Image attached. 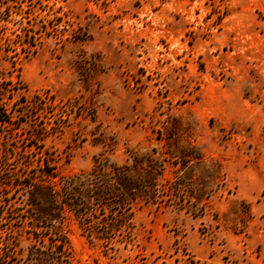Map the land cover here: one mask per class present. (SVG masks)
I'll list each match as a JSON object with an SVG mask.
<instances>
[{"label":"rangeland","instance_id":"374dc122","mask_svg":"<svg viewBox=\"0 0 264 264\" xmlns=\"http://www.w3.org/2000/svg\"><path fill=\"white\" fill-rule=\"evenodd\" d=\"M263 128L264 0H0L1 165L139 186L107 246L67 222L77 264H264Z\"/></svg>","mask_w":264,"mask_h":264},{"label":"trees","instance_id":"16d2710c","mask_svg":"<svg viewBox=\"0 0 264 264\" xmlns=\"http://www.w3.org/2000/svg\"><path fill=\"white\" fill-rule=\"evenodd\" d=\"M4 154L3 163L8 165L12 154ZM109 168L95 158L89 172L65 177L45 162L40 175L6 170L0 162V194L10 226L4 236L0 234V264H77L67 237L71 219L90 242L104 240L105 246L111 235L130 233L131 207L138 199L139 186L131 184L126 169ZM93 201L108 207L109 223L102 221L107 216L96 221ZM23 236L33 241L25 248L20 246Z\"/></svg>","mask_w":264,"mask_h":264}]
</instances>
